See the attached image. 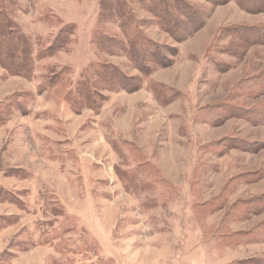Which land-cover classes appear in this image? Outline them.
<instances>
[{
    "label": "rangeland",
    "instance_id": "1",
    "mask_svg": "<svg viewBox=\"0 0 264 264\" xmlns=\"http://www.w3.org/2000/svg\"><path fill=\"white\" fill-rule=\"evenodd\" d=\"M262 2L0 0V264H264Z\"/></svg>",
    "mask_w": 264,
    "mask_h": 264
},
{
    "label": "trees",
    "instance_id": "2",
    "mask_svg": "<svg viewBox=\"0 0 264 264\" xmlns=\"http://www.w3.org/2000/svg\"><path fill=\"white\" fill-rule=\"evenodd\" d=\"M113 4V3H112ZM262 5H264V2H262L261 3ZM121 5L122 6H124V4H123V2H121ZM110 8V7H109ZM113 9H120L121 10V7H119V6H117V5H115V4H113V7H112ZM106 10H107V8H106ZM103 18H107V17H105V15L104 16H102ZM202 24V22H199L198 23V25L197 26H200ZM196 27V26H195ZM2 34V39H8L9 40V42L13 39V37L12 36H9V37H7V36H5L4 34L5 33H0V35ZM2 43V42H1ZM8 45H10V43L8 44ZM7 46V45H6ZM4 47V46H3ZM8 68V67H7ZM12 70H14V71H17V70H15V69H13L12 67H10ZM22 69H19V71H21ZM23 71V70H22ZM18 72V71H17Z\"/></svg>",
    "mask_w": 264,
    "mask_h": 264
}]
</instances>
